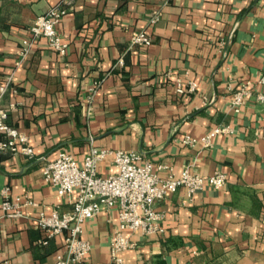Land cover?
Returning a JSON list of instances; mask_svg holds the SVG:
<instances>
[{
	"label": "crops",
	"instance_id": "obj_1",
	"mask_svg": "<svg viewBox=\"0 0 264 264\" xmlns=\"http://www.w3.org/2000/svg\"><path fill=\"white\" fill-rule=\"evenodd\" d=\"M60 2L0 0L1 106L35 150L33 159L0 152V215L6 189L29 201L22 215L0 219V264H56L64 234L42 244L36 219L43 209L70 210L77 192L59 195L43 168L61 150L82 162L92 146L136 151L162 178L187 167L227 174L222 188L180 186L158 200L164 231H126L135 242L122 253L126 264H264V0H75L58 25L68 53L40 37L17 64L29 28ZM139 28L150 45H131ZM191 82L192 93L177 91ZM242 84L251 94L236 112ZM222 125L231 131L205 146ZM98 168L118 170L111 157ZM118 221L117 210H104L85 223L91 264H110Z\"/></svg>",
	"mask_w": 264,
	"mask_h": 264
},
{
	"label": "built area",
	"instance_id": "obj_2",
	"mask_svg": "<svg viewBox=\"0 0 264 264\" xmlns=\"http://www.w3.org/2000/svg\"><path fill=\"white\" fill-rule=\"evenodd\" d=\"M75 0H61L46 13L37 17L29 28V35L22 39L18 50V63L28 58L36 41L40 37L47 40L48 46L66 55L69 44L63 40L58 25L68 12V5ZM159 15L148 18L149 25L155 24ZM153 37L147 28L133 30L131 45L148 46ZM122 63V60H120ZM8 88V83L0 88V152L23 154L29 159L35 157V150L30 143L29 136L17 127L7 122L8 112L1 106V99ZM197 84L191 82L188 87L181 83L177 91L181 94L192 93ZM251 94L247 84H242L232 94L231 106L239 112ZM258 100L264 102V95L259 94ZM91 107V105H90ZM264 128V121H263ZM231 131L227 125L212 128L203 138L205 146L220 132ZM184 143L193 144L197 140L186 136ZM111 157L117 172L102 175L99 164ZM168 167L165 164L158 168ZM44 178L52 184L61 196L77 192L70 210L59 212L41 210L37 217V225L44 232L42 244H47L51 238L64 234V251L57 254L56 264H91V243L83 236L85 223L96 217L102 211H118V225L110 240V264H126L122 253L135 246L134 240L125 232L142 233L144 235L161 233L164 231L162 215L155 204L180 186H185L189 194L203 189L206 185L222 188L227 182V174L218 170L210 175H202L185 168L179 176L162 178L152 163H141V155L136 151L110 149L92 146L79 162L70 152L61 150L55 159L48 161L43 168ZM5 200L2 203L0 219L22 215V207L29 201L21 196L10 197L4 190ZM264 225V218H262Z\"/></svg>",
	"mask_w": 264,
	"mask_h": 264
}]
</instances>
